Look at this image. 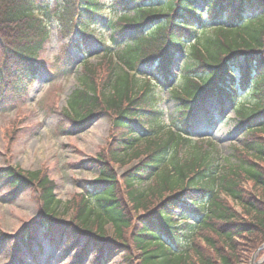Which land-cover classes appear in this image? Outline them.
Returning a JSON list of instances; mask_svg holds the SVG:
<instances>
[{
    "label": "trees",
    "instance_id": "16d2710c",
    "mask_svg": "<svg viewBox=\"0 0 264 264\" xmlns=\"http://www.w3.org/2000/svg\"><path fill=\"white\" fill-rule=\"evenodd\" d=\"M109 6L106 16L99 0H0L2 93H28L54 21L65 37L95 40L106 62L83 64L65 117L83 129L110 116L115 131L107 150L89 162L97 179L67 204L68 221L44 175L6 167L0 189L13 190L15 199L36 188L43 213L37 226L51 243H64L75 264L120 256L123 264L249 263L264 245V0H111ZM107 31L109 40L102 37ZM181 57L186 65L176 76ZM158 87H171L179 105L173 125L162 121ZM210 100L220 106L217 116L231 105L246 132L244 146L228 158L212 142L191 140L196 113L207 111ZM15 238L10 264H19L22 247L31 250L35 232L29 227Z\"/></svg>",
    "mask_w": 264,
    "mask_h": 264
},
{
    "label": "rangeland",
    "instance_id": "374dc122",
    "mask_svg": "<svg viewBox=\"0 0 264 264\" xmlns=\"http://www.w3.org/2000/svg\"><path fill=\"white\" fill-rule=\"evenodd\" d=\"M110 1L100 0L106 14L110 10ZM99 35L101 33H97L95 38ZM102 37L108 39L110 33L105 32ZM97 45L80 41L77 34L65 37L51 22L50 39L39 57L44 67L35 84L28 87V93L23 97L2 93L4 89L0 88V170L12 166L24 173L46 176L56 186L55 195L61 202L59 212L67 213L62 221H68L71 216V211L69 213L66 209L67 204L86 195V189L97 179V171L89 162L107 150L115 135L110 116L90 120L83 129L65 117L68 101L80 85L83 64L88 61L93 66L106 67ZM2 63L0 53V67ZM185 65V58L181 57L173 66L174 74L178 76ZM150 75L155 79L154 74ZM170 90L171 87L156 90L160 100L157 108L168 126L174 124L179 107ZM203 108L207 111H198L192 122L191 139L194 142H213L222 158H228L234 148L244 146L246 132L238 125L228 103L222 106V116L216 115L220 106L211 100ZM117 170L119 173L124 171L121 168ZM1 184L5 186V183ZM12 193L9 188L0 189V243L4 241L0 248V264L11 263L15 237L29 227L35 232V242L31 250L21 248L16 255L19 264H75L73 253L67 255L63 250L64 243H51L37 226L43 215L38 190L19 191L15 199L10 196ZM185 213L184 207L177 214ZM262 256L264 254L259 255L256 261ZM91 258L88 257L85 264H94ZM122 262L123 256H120L111 263L103 260L101 264Z\"/></svg>",
    "mask_w": 264,
    "mask_h": 264
},
{
    "label": "water",
    "instance_id": "95a60500",
    "mask_svg": "<svg viewBox=\"0 0 264 264\" xmlns=\"http://www.w3.org/2000/svg\"><path fill=\"white\" fill-rule=\"evenodd\" d=\"M263 249V248H262ZM254 260H255V257L253 258V260H252V263L254 262ZM254 264V263H253Z\"/></svg>",
    "mask_w": 264,
    "mask_h": 264
}]
</instances>
